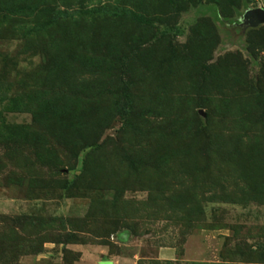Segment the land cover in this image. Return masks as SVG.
<instances>
[{
    "label": "rangeland",
    "instance_id": "obj_1",
    "mask_svg": "<svg viewBox=\"0 0 264 264\" xmlns=\"http://www.w3.org/2000/svg\"><path fill=\"white\" fill-rule=\"evenodd\" d=\"M264 0H0V264H264Z\"/></svg>",
    "mask_w": 264,
    "mask_h": 264
},
{
    "label": "water",
    "instance_id": "obj_2",
    "mask_svg": "<svg viewBox=\"0 0 264 264\" xmlns=\"http://www.w3.org/2000/svg\"><path fill=\"white\" fill-rule=\"evenodd\" d=\"M254 15L258 18V20H264V10L258 8L255 10Z\"/></svg>",
    "mask_w": 264,
    "mask_h": 264
}]
</instances>
